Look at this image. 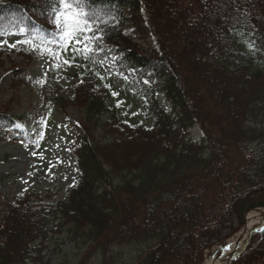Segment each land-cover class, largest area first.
<instances>
[{"label":"trees","instance_id":"obj_1","mask_svg":"<svg viewBox=\"0 0 264 264\" xmlns=\"http://www.w3.org/2000/svg\"><path fill=\"white\" fill-rule=\"evenodd\" d=\"M90 7L109 48L99 44L89 59L65 64L77 69L70 96L53 66L71 51L51 58L40 89L52 108L80 111L72 147L79 175L54 203L38 195L4 203L0 264H51L45 242L62 227L85 247L77 264H198L241 228L248 210L264 206V0ZM50 15L48 0H0V26L11 31L22 20L56 38ZM107 62L144 100L149 126L116 113L102 120L114 91ZM10 74L13 88L30 83L18 65ZM5 106L0 128L14 125ZM229 264H264V229Z\"/></svg>","mask_w":264,"mask_h":264},{"label":"rangeland","instance_id":"obj_2","mask_svg":"<svg viewBox=\"0 0 264 264\" xmlns=\"http://www.w3.org/2000/svg\"><path fill=\"white\" fill-rule=\"evenodd\" d=\"M0 39L7 41L0 45V107L7 105V114L13 116L14 121L12 127L0 128L1 220L4 203L24 196L37 201V195L43 202L53 203L61 199L66 188L75 182L78 171L71 148L80 111L71 106L63 112L41 100L40 89L50 60L47 53L36 52L30 56L28 46L24 44L10 48L9 44L24 39L19 35H7ZM148 41L154 44L152 39ZM13 65L24 69L31 80L29 85L11 86L10 70ZM54 67L59 70L58 81L63 93L70 96L77 82L76 67L65 64ZM104 71L118 95L108 101L102 120L116 113L119 118L150 125L152 119L146 114L145 103L138 92L126 84L111 64L106 63ZM159 98L164 106H169L161 96ZM192 136L199 138L200 131L195 129ZM45 245L43 253L51 264H77L85 250L77 239H73L68 227H62L60 233L50 234ZM219 247L207 251L204 260L217 258L216 249ZM124 250L129 251L128 248Z\"/></svg>","mask_w":264,"mask_h":264},{"label":"snow or ice","instance_id":"obj_3","mask_svg":"<svg viewBox=\"0 0 264 264\" xmlns=\"http://www.w3.org/2000/svg\"><path fill=\"white\" fill-rule=\"evenodd\" d=\"M48 10L51 13L49 19L55 26L56 38L47 36L43 26L29 27L22 20L13 25L14 31L0 26V37H25L8 46L14 48L17 44H24L28 46L29 51L40 52L42 55L47 53L54 61L61 60L64 53L71 51L74 54L72 59H63L64 64L73 63L76 56L89 59L96 51H102L97 43L102 39L98 34L99 10L90 7V0H48ZM6 43V40L0 39V45ZM56 67H59V64H56ZM96 75L100 79L104 78L99 73ZM105 86L111 88L110 85ZM112 95L117 96L118 93L113 91Z\"/></svg>","mask_w":264,"mask_h":264},{"label":"bare ground","instance_id":"obj_4","mask_svg":"<svg viewBox=\"0 0 264 264\" xmlns=\"http://www.w3.org/2000/svg\"><path fill=\"white\" fill-rule=\"evenodd\" d=\"M264 224V214L260 213L259 210L254 209L250 210L245 215V225L235 236L231 239L227 240V242L221 247V254L231 255L239 248H241L245 241L246 237L250 231H252L255 227L261 226ZM220 260L216 258L206 259L200 264H217Z\"/></svg>","mask_w":264,"mask_h":264},{"label":"water","instance_id":"obj_5","mask_svg":"<svg viewBox=\"0 0 264 264\" xmlns=\"http://www.w3.org/2000/svg\"><path fill=\"white\" fill-rule=\"evenodd\" d=\"M264 228V225H262V226H260V227H256V228H254L252 231H250L249 232V234L247 235V237H246V241H245V244L243 245V247L241 248V249H239L238 251H236L235 253H233L232 255H230V256H226V259L223 261V262H221V263H217V264H227V263H229L230 261H232L233 259H235L240 253H241V251L245 248V246H246V244H247V242H248V240H249V238H250V236L252 235V234H254L255 232H258V231H260V230H262ZM223 256H219V258H222Z\"/></svg>","mask_w":264,"mask_h":264}]
</instances>
